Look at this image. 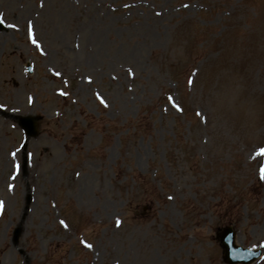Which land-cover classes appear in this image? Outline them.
Here are the masks:
<instances>
[{"label": "rangeland", "instance_id": "374dc122", "mask_svg": "<svg viewBox=\"0 0 264 264\" xmlns=\"http://www.w3.org/2000/svg\"><path fill=\"white\" fill-rule=\"evenodd\" d=\"M0 19V264H227L228 225L264 264V0H0Z\"/></svg>", "mask_w": 264, "mask_h": 264}, {"label": "water", "instance_id": "95a60500", "mask_svg": "<svg viewBox=\"0 0 264 264\" xmlns=\"http://www.w3.org/2000/svg\"><path fill=\"white\" fill-rule=\"evenodd\" d=\"M19 122L29 135L36 134L37 122L34 117L31 115L19 117ZM217 235L224 249L223 258L226 262L248 264L260 254L259 250L246 249L236 245L234 233L230 227L222 229Z\"/></svg>", "mask_w": 264, "mask_h": 264}, {"label": "snow or ice", "instance_id": "6c2138e0", "mask_svg": "<svg viewBox=\"0 0 264 264\" xmlns=\"http://www.w3.org/2000/svg\"><path fill=\"white\" fill-rule=\"evenodd\" d=\"M262 154H264V149L260 150ZM262 178H264V169H262Z\"/></svg>", "mask_w": 264, "mask_h": 264}]
</instances>
